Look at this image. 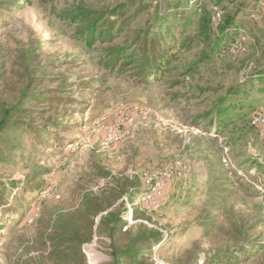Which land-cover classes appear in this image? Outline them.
Returning a JSON list of instances; mask_svg holds the SVG:
<instances>
[{
	"label": "rangeland",
	"instance_id": "374dc122",
	"mask_svg": "<svg viewBox=\"0 0 264 264\" xmlns=\"http://www.w3.org/2000/svg\"><path fill=\"white\" fill-rule=\"evenodd\" d=\"M140 1L0 0V122L10 111L8 124L21 128L0 142V181L19 185L10 215L24 214L18 223L27 224L0 219L7 226L0 264H53L52 254L74 248L72 239L85 264H110L98 226L107 205L122 202L127 229L145 224L163 237L152 264H264V124L254 122L264 120L255 82L264 71V6L224 2L244 31L234 51L207 62L209 47L194 45L176 71L144 79L125 59L108 63L111 49H137V32L153 31L158 8L139 12ZM177 1L160 0V9ZM113 8H122L115 32L126 23L119 37L80 41L71 18H105ZM174 30L177 38L183 24ZM187 69L193 73L185 80ZM245 82L255 85L249 99H234ZM23 102L26 110L17 113ZM217 107L231 112L227 127L213 134L208 116ZM29 126L49 133L33 140ZM114 128L120 140L105 149V133ZM146 189L154 196L137 198L135 209L126 203L129 191Z\"/></svg>",
	"mask_w": 264,
	"mask_h": 264
},
{
	"label": "trees",
	"instance_id": "16d2710c",
	"mask_svg": "<svg viewBox=\"0 0 264 264\" xmlns=\"http://www.w3.org/2000/svg\"><path fill=\"white\" fill-rule=\"evenodd\" d=\"M143 1L139 2V5H141L139 12L142 9L158 8L156 14L158 17L153 26V31L149 29L137 32V35H143V38L137 40L140 43L137 49L134 45L130 46L128 44L111 49L108 52V57L112 60L108 63L113 64L125 59L124 65H128V63L131 66L135 65L144 79H158L162 75L176 71L174 64L179 61L182 54L188 53L194 45L209 47V52L203 54V60L208 62L212 55L219 54L222 50L230 51L233 43H235L234 39L239 38L242 33L244 34L242 27L237 23L239 13L236 10L232 13L227 12L223 6L224 2L225 4H235L238 0H178L163 10L160 9V0H146L148 5L145 6ZM252 3L254 7L263 9V0H254ZM121 9L116 10L113 8L105 18H102L101 12L94 16H91V13L83 12L72 17L74 24L79 25L78 35L80 41H83L86 45H93L98 41L109 42L117 39L118 34L123 32L122 28L126 26V23H123L117 32L114 30L116 21L120 18ZM216 13H219V17L217 22L214 23ZM179 17H181L180 20H178ZM179 23L183 24L184 30L176 38L174 29ZM193 27L195 28L194 36L186 37L183 35L184 31ZM190 73H193V70L187 69L181 74V77L188 80L189 78L186 75ZM252 82L250 84L245 82L240 88L234 89L232 94L234 99H239V95L242 96L243 100L249 99V92L255 87ZM255 82L260 89L259 91L264 93V71L255 77ZM24 103L26 102L19 104L17 113L26 110ZM234 104L236 103L234 102ZM230 112L229 108L217 107L209 114L208 117L212 116L210 125L213 134H218L222 127H227ZM5 114L3 121L0 122V142L14 140L15 132L21 130L20 126H10L8 124V120L11 119L10 111ZM27 128L31 133L30 138L37 141L43 139V133H49L45 128L35 129L30 126ZM14 186V183L10 185L0 181V219H11L14 220L15 225H18L20 224V222L18 223L20 217L23 215L24 219L25 215L22 213L10 215L12 211L9 206L17 201L15 196L18 188L16 187H19V185L13 188ZM149 192L150 189L129 191V198L126 203L135 209L137 206H134V201L139 197L143 198ZM3 193H8V197L4 198ZM119 194L124 195L127 193L119 192ZM179 197L181 198L183 195ZM141 205L142 203L139 204V206ZM125 207V202L114 208L111 204L107 205V208H111V210L99 222V230L105 233L109 242L110 264H152V249L156 246L158 251L163 248L161 244L163 237L158 230L145 224H138L127 229L125 227L127 222L121 215V211L126 210ZM26 225L20 224L21 228ZM6 227L5 221H0V231ZM78 243L72 239L70 244L74 246L73 249L52 254L54 259L52 263L74 264L77 260H81L82 264H85L84 255L78 248ZM235 262H237L236 259L232 262V260L218 258L212 263L232 264ZM42 264H45L44 261Z\"/></svg>",
	"mask_w": 264,
	"mask_h": 264
},
{
	"label": "built area",
	"instance_id": "2783aa9c",
	"mask_svg": "<svg viewBox=\"0 0 264 264\" xmlns=\"http://www.w3.org/2000/svg\"><path fill=\"white\" fill-rule=\"evenodd\" d=\"M216 16L218 18L219 13H216ZM235 48H236V46H233L230 51H234ZM262 118L263 117L259 116V117L254 119V122L260 123L261 125H263L264 120ZM262 128H263V132H264V126H262ZM119 140H120V134H119L118 130L116 128L110 129V130L106 131V133H105V137L103 140V146L105 149H108L112 144L118 142ZM154 193H155V190L152 189V191L150 193L146 194L144 197L148 196L147 199H150L152 196H154Z\"/></svg>",
	"mask_w": 264,
	"mask_h": 264
}]
</instances>
